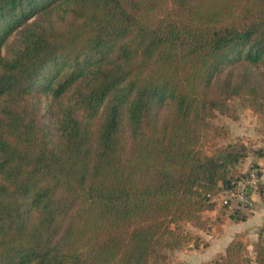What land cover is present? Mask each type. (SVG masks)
Returning <instances> with one entry per match:
<instances>
[{
    "label": "trees",
    "instance_id": "16d2710c",
    "mask_svg": "<svg viewBox=\"0 0 264 264\" xmlns=\"http://www.w3.org/2000/svg\"><path fill=\"white\" fill-rule=\"evenodd\" d=\"M17 35L1 52L7 38ZM264 0H0V264H167L262 144ZM210 214V211H214ZM264 264L234 237L204 264Z\"/></svg>",
    "mask_w": 264,
    "mask_h": 264
},
{
    "label": "rangeland",
    "instance_id": "374dc122",
    "mask_svg": "<svg viewBox=\"0 0 264 264\" xmlns=\"http://www.w3.org/2000/svg\"><path fill=\"white\" fill-rule=\"evenodd\" d=\"M16 31L7 38L5 44L1 48V52H4L5 47L16 37ZM216 122L226 125L230 132L227 139L221 140V142L235 141L237 139H243L246 142L252 141L258 144H262L264 138V132L258 130L259 123L257 121V115L249 109L241 108L239 110V119L234 120L226 115H220L215 120ZM258 157L253 154H249L247 159L242 163L243 176L239 180H246L251 171H256L258 175V188L252 190L256 192L258 196L251 194L252 203L245 205L237 197L232 196L228 191H222L216 196V199L220 202L222 199H229V209L237 215H245L248 221L241 222L234 218H227L222 225L221 230L210 229L208 231L197 228H192L193 231L198 233L202 241L206 244H200L198 247L192 245L172 249L168 251L169 260L167 264H204L212 260L213 257L223 252L224 245L228 241L229 237L238 236L246 241L251 253L254 254V245L259 238V234L264 232V182L260 180V168L264 167V163L261 166L256 161ZM264 161V159H263ZM210 214H214V211H210ZM244 220V219H243ZM240 222V223H238ZM250 264H256L252 261Z\"/></svg>",
    "mask_w": 264,
    "mask_h": 264
},
{
    "label": "built area",
    "instance_id": "2783aa9c",
    "mask_svg": "<svg viewBox=\"0 0 264 264\" xmlns=\"http://www.w3.org/2000/svg\"><path fill=\"white\" fill-rule=\"evenodd\" d=\"M258 184V175L256 171H251L246 180H239L235 188L229 192L232 194V196L237 197L242 202H244L245 205H248L249 203H252L250 191L257 189Z\"/></svg>",
    "mask_w": 264,
    "mask_h": 264
},
{
    "label": "crops",
    "instance_id": "0c3cea01",
    "mask_svg": "<svg viewBox=\"0 0 264 264\" xmlns=\"http://www.w3.org/2000/svg\"><path fill=\"white\" fill-rule=\"evenodd\" d=\"M259 159H258V161H256L258 164H260L261 166L263 165V163H264V161H263V159H264V157H258ZM260 168V171H261V173H260V180L262 181V182H264V167L262 166V167H259ZM251 192V194L253 195V196H258L257 194H256V192H253L252 190L250 191ZM244 221H248V217H247V219H244V220H242L241 222H244ZM238 223H240V222H238ZM234 237H236L234 234H233V236H231V237H229V239H228V241L226 242V244L224 245V250H225V248H226V246L228 245V243L230 242V240H232ZM223 250V251H224ZM223 253V252H222Z\"/></svg>",
    "mask_w": 264,
    "mask_h": 264
}]
</instances>
